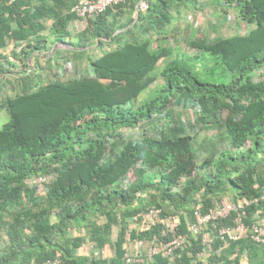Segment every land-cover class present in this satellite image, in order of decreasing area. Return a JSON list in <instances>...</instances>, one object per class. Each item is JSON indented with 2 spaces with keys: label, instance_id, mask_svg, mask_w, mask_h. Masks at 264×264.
Here are the masks:
<instances>
[{
  "label": "trees",
  "instance_id": "obj_1",
  "mask_svg": "<svg viewBox=\"0 0 264 264\" xmlns=\"http://www.w3.org/2000/svg\"><path fill=\"white\" fill-rule=\"evenodd\" d=\"M77 1L0 0V264H125L134 240H163L160 224L137 230L145 209L183 232L194 210L264 188V0H125L87 20ZM262 217L264 201L244 221ZM85 245L100 257L76 254ZM201 247L141 264H188ZM196 264H264V244Z\"/></svg>",
  "mask_w": 264,
  "mask_h": 264
},
{
  "label": "built area",
  "instance_id": "obj_2",
  "mask_svg": "<svg viewBox=\"0 0 264 264\" xmlns=\"http://www.w3.org/2000/svg\"><path fill=\"white\" fill-rule=\"evenodd\" d=\"M125 0H78L72 8L71 12L79 19H92L102 14L107 8L123 3ZM39 178V179H38ZM32 180L34 184H42L48 178L38 177ZM38 179V180H36ZM127 182V179L124 183ZM264 201V188H262L259 196L242 198L231 201H224L208 212H200L194 210L191 220L187 223L185 231L178 232V224L168 218H161L160 209L147 208L140 214L133 217V221L137 222V230L139 232L150 230L154 224L163 226V240L159 244L154 241L143 243L135 241L132 245V251L127 250L123 256L125 264H141L145 259H151L160 255L163 258H174L175 252L181 249L190 237L201 236V250L197 252L195 259L188 264H196L197 262L206 261L212 254H219L229 242L242 238H249L256 244H264V217L260 220L246 224V210L253 204ZM231 214L235 215L232 225L218 227L216 222L228 219ZM212 231L216 232L212 235ZM219 241L220 246L214 250L212 244L214 240ZM146 246V250L143 247ZM91 250V246H89ZM101 253L92 248L91 257L98 258ZM27 264H61L58 258L47 259L40 262H30Z\"/></svg>",
  "mask_w": 264,
  "mask_h": 264
},
{
  "label": "rangeland",
  "instance_id": "obj_3",
  "mask_svg": "<svg viewBox=\"0 0 264 264\" xmlns=\"http://www.w3.org/2000/svg\"><path fill=\"white\" fill-rule=\"evenodd\" d=\"M203 19H201V18H197V21H198V23L201 25V27H204L205 25H206V20L205 21H202ZM209 20H210V23L211 22H214L215 21V19L214 18H212V17H210L209 18ZM225 27V28H224ZM223 27V29H224V31H226V32H228V33H234L235 31L233 30H230L229 31V29L231 28L229 25L228 26H224ZM227 27H229V29L227 28ZM249 29V28H248ZM247 32V30L245 31V33ZM73 41V40H72ZM62 47H65V46H61V45H57L56 47H55V49H53V51L54 50H56V49H58V48H62ZM163 65H164V62L163 61H161L157 66H156V68H155V70L153 71V75H158L159 74V72H160V70L163 68ZM71 67L74 69L75 67L71 64ZM76 69H77V71L76 72H73V73H70L69 75H68V77H77L78 75H80L81 73L83 74V73H85V72H83V71H86V70H80V69H78L77 67H76ZM159 78H157V81H156V84L157 83H159ZM155 84V85H156ZM155 85H152V89H147L146 91H144V92H142L139 96H138V98H137V100L140 102V103H142V102H144L145 100H148V99H150V98H152V97H154V95H151V93L150 92H153V89L156 87ZM4 91V90H3ZM5 92V91H4ZM5 93H7V92H5ZM192 115V114H191ZM191 115H189L188 113H184L183 114V119L186 121L187 119H189V118H191L192 116ZM195 115H193V117H194ZM7 120H8V115L5 113V112H2V113H0V128H1V126L4 124V123H6L7 122ZM188 122V121H187ZM190 123H191V120H190ZM198 129H199V127L198 126H196L193 122L191 123V125H189L188 126V128H187V130H188V132H189V134L190 135H195V133L198 131ZM135 134V133H134ZM210 134H212V133H208V135H210ZM200 137V136H199ZM199 140H200V138H198ZM227 148V145H225L224 144V146H222V149L221 150H224L225 151V149ZM196 151V154L199 156V157H202V155L204 154L201 150H199V149H195ZM226 152V151H225ZM226 157V156H225ZM225 159H227V158H225ZM39 179V178H38ZM38 179H36V180H38ZM230 192V191H229ZM131 246H132V244H131ZM127 247H129L130 248V246H127ZM132 248V247H131ZM143 250H146V246H144L143 247ZM130 251H132L131 249H130Z\"/></svg>",
  "mask_w": 264,
  "mask_h": 264
},
{
  "label": "crops",
  "instance_id": "obj_4",
  "mask_svg": "<svg viewBox=\"0 0 264 264\" xmlns=\"http://www.w3.org/2000/svg\"><path fill=\"white\" fill-rule=\"evenodd\" d=\"M141 4V3H140ZM142 5V4H141ZM80 25H81V23H80V21L78 20V19H75L74 21H72L71 22V24L69 25V29H70V32H77V31H79V29H80ZM130 246V248L129 247H127V250H129L130 251V249L132 250V246L131 245H129ZM90 252H91V250H90V248H89V245H85V246H83L82 248H80L77 252H76V254H78V255H80V256H89V255H91L90 254Z\"/></svg>",
  "mask_w": 264,
  "mask_h": 264
}]
</instances>
